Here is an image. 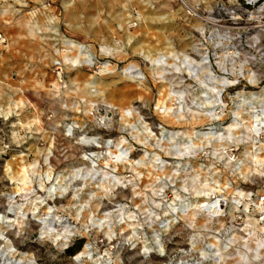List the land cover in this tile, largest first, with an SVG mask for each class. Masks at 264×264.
<instances>
[{"label": "rangeland", "instance_id": "1", "mask_svg": "<svg viewBox=\"0 0 264 264\" xmlns=\"http://www.w3.org/2000/svg\"><path fill=\"white\" fill-rule=\"evenodd\" d=\"M86 1L56 4L47 19L24 12L21 23H33L35 32L15 26L22 36L9 35L0 18V264H264V222L250 219L240 230L226 207L211 226L204 213L167 208L182 186L181 174L174 187L165 183L170 168L160 147L175 138L167 129L189 134L205 120L177 111L179 92L200 91L181 65L199 59L198 30L224 15L219 6L227 0ZM257 54L249 61L264 65ZM261 75L250 88L264 90ZM263 155L248 162L253 175L238 186L264 190ZM228 177L222 173L215 186L226 197ZM203 184L211 182L204 176L196 187ZM200 234L194 249L190 240ZM89 249L90 257L80 256Z\"/></svg>", "mask_w": 264, "mask_h": 264}, {"label": "built area", "instance_id": "2", "mask_svg": "<svg viewBox=\"0 0 264 264\" xmlns=\"http://www.w3.org/2000/svg\"><path fill=\"white\" fill-rule=\"evenodd\" d=\"M221 10L224 15L213 16L209 24L206 23L198 30L199 36L194 52L199 59L195 60L191 57L194 64L185 62L181 65L186 75L192 74L196 77L197 88L200 91L192 97H188L190 92H181L178 96L180 100L178 111L180 114L192 112L198 119L205 118V120L200 127L193 128L189 134L159 125L161 129H167L175 135L173 141L166 142L167 144H162L160 147L168 158L161 164L170 168L165 178L168 188L176 185L175 179H171L173 175L181 174L182 186L179 187L180 193L177 195L181 200L187 198V203L191 205L189 210L204 213L212 226L215 218L226 214V207L232 208L234 212L232 215L239 219L240 225L237 228L247 230L250 219L254 224L264 222V190L259 191L258 188L249 186L240 187L237 184L239 181L250 180L254 170H251L248 162L257 163L258 157L264 154V120L257 123L255 119L256 116L264 113V90L260 92L254 87H249L257 85L263 77L261 74L264 73V65L251 64L252 62L249 61V58H257V52H260L259 56L264 58V0H227V4L219 6L218 14H221ZM188 13L197 15L193 8L188 9ZM137 20L138 12L134 9L127 25L133 27L137 24ZM241 20L256 22L248 25H233ZM4 40L5 37L0 33V41ZM237 85H241L240 89H234ZM209 88L214 89L220 104L212 107L206 105V100L211 98L205 95ZM199 104L205 106L201 108L198 107ZM253 107L256 109L254 113L250 110ZM254 124L257 130L251 131ZM144 129L148 133L153 132L150 126H144ZM201 131L211 133L203 134ZM206 137H221V139H205ZM190 138L194 144L189 143ZM124 140L125 138L122 137L120 142L115 143L116 146H121ZM105 144L110 146L113 140L108 138ZM178 144L180 149L187 147L182 149V154L174 153L179 151ZM213 152L218 155H212ZM121 154L126 155L127 151ZM175 158L181 161L172 163ZM222 173L229 176L225 180L233 185L230 197H226L215 187L220 184L218 180ZM204 176L211 182L209 188L215 189L213 195H197L195 191L190 194L184 190L186 187L199 190L200 186L196 187V183H199ZM197 177L199 179L194 184L193 181ZM185 180H190L193 185L190 182L186 185ZM221 187L226 186L221 184ZM218 198L221 201L216 207L214 203ZM173 202L176 203V197L175 200L170 201V204ZM196 205H200L201 208L198 209ZM176 211L184 213L182 203ZM176 211L173 213H177ZM228 227L229 230L234 229L232 226ZM209 236L214 235L211 232L205 235V237ZM230 237L232 233L228 236ZM190 241L193 243V240Z\"/></svg>", "mask_w": 264, "mask_h": 264}, {"label": "crops", "instance_id": "3", "mask_svg": "<svg viewBox=\"0 0 264 264\" xmlns=\"http://www.w3.org/2000/svg\"><path fill=\"white\" fill-rule=\"evenodd\" d=\"M88 3L86 0H0V5L6 6V9H3L1 12L2 16L0 17L2 20L6 21L4 26L6 27L5 31L9 35H18L22 36L25 35L22 32H17L16 29L20 30L19 28H15V26L24 27L26 29L32 28V30L35 32V25L32 24H26L21 23V20H24L23 13L27 12L30 15H33L34 21L36 17H45L46 19L48 16L52 17L56 14V9L54 8V5L56 4H64V5H76V4H85ZM98 4L97 0H91L89 4ZM15 14H19L18 17L15 16ZM39 15V16H37ZM32 19L29 20V22L33 21ZM16 21H19L16 23ZM15 29V30H13ZM12 30V31H11ZM39 30V29H38ZM44 30V29H43ZM40 29L39 31H43ZM30 31V30H29ZM31 32V31H30ZM52 32V30H50ZM28 34V33H27ZM26 34V35H27ZM31 35V34H28Z\"/></svg>", "mask_w": 264, "mask_h": 264}, {"label": "clouds", "instance_id": "4", "mask_svg": "<svg viewBox=\"0 0 264 264\" xmlns=\"http://www.w3.org/2000/svg\"><path fill=\"white\" fill-rule=\"evenodd\" d=\"M205 95H206V97H211L210 99H207V100H206V105H207V106L212 107V106H214V105L220 104V101H219V99L217 98V94L215 93V91H214L213 88H209V89H208V92H207ZM204 106H205V104H199V105H198V107H201V108H203ZM221 107H223V106L221 105ZM250 110H251V112H253V113L256 111V109H255L254 107L251 108ZM206 114H207V113H206ZM237 118H238V116H237ZM255 119H256V122H257V123H260L262 120H264V113H261V115L256 116ZM250 130H251V131H256V130H257V129H256V125L254 124L253 127H252V129H250ZM205 139H221V137H214V138H208V137H206ZM212 155L216 156V155H218V153L213 152ZM117 159H119V157H117ZM237 170H238V169H237ZM76 178H80V177H76ZM159 179H160V178L158 177L157 180L159 181ZM171 179H172V180L175 179V174L173 175V177H172ZM198 179H199V178L197 177L196 180L193 181V183L195 184L196 181H198ZM117 183H118V181H117ZM187 183H188V181L185 180V184H186V185H187ZM213 183H214V182H213ZM184 190L187 191V192H189L190 194H191L193 191H195L197 195L204 194V195H208V196L213 195L214 192H215V189H214V188L210 189L208 184L200 185V189H199V190L192 189V188H187V187H186ZM160 191H162V190L156 191V192L154 193V195H160ZM176 201H180V202L183 204V211H184V214L187 215L189 209L191 208V205H189V204L187 203V198H184L183 200H181V197H180L179 195H177V196H176ZM157 207H158V206H157ZM196 207H197L198 209L201 208L200 205H196ZM167 208H168L169 211H172V212H175V211L177 210V208H176V206H175V202H173V204H169V205L167 206ZM201 210H202V209H201ZM153 222H154V221H153ZM149 226H151V225H149ZM189 226L191 227L192 225H189ZM164 227H165V229H166V228H167V225H165ZM62 235H63V234H62ZM192 240H193V248L195 249V247H196V242H197L198 240H203V237H195V236H194V237L192 238ZM156 243H157V244L160 243L159 236H157ZM229 243H231V241H230ZM206 247L209 248V249H211V248H215V245H206ZM211 254H212V255H215V256H219V255H220V252H219V250H217L215 253H211ZM209 255H210V253L207 252V251H203V250L200 251V257H201L202 260H206V259H208V258H209Z\"/></svg>", "mask_w": 264, "mask_h": 264}, {"label": "bare ground", "instance_id": "5", "mask_svg": "<svg viewBox=\"0 0 264 264\" xmlns=\"http://www.w3.org/2000/svg\"><path fill=\"white\" fill-rule=\"evenodd\" d=\"M75 43V42H74ZM89 55V54H88ZM90 56V55H89ZM186 56V55H185ZM187 57V56H186ZM78 60V57L77 56H75L74 57V61H77ZM188 61V60H187ZM165 62V61H164ZM179 68V67H178ZM143 78H144V76H142ZM172 94H174V93H172ZM181 94V92H179V95ZM177 98V97H176ZM179 99V98H178ZM180 101V100H179ZM114 107V106H113ZM119 108V110H122L120 107H118ZM131 111V108H128V109H124V110H122L123 112L124 111ZM178 111V110H177ZM134 112V111H133ZM125 114H126V112H125ZM128 114H129V112H128ZM133 115V114H132ZM73 128V127H72ZM203 134H210L211 132L210 131H201ZM202 133H200L199 132V134H202ZM94 138V137H93ZM92 138V139H93ZM107 143H109V140L107 141ZM194 144V143H193ZM187 148V147H186ZM126 153V152H125ZM97 168V167H96ZM108 174V173H107ZM109 181H110V179H109ZM114 184V183H113ZM221 201V199L220 198H218L216 201H215V203H214V205L217 207V204L219 203ZM204 204H205V202H204ZM207 207V205L205 206V208ZM167 221V223H168V220H166ZM164 222V221H163ZM167 223L166 224H164L162 227H163V229H165V225H167ZM173 223V222H172ZM168 226L169 225H167V228H168ZM263 228V227H262ZM157 236H159V232H158V234L155 236V242H156V239H157ZM154 237V236H153ZM159 240H160V238H159ZM156 245H157V247H158V250H163V246H162V244H161V241H160V243L159 244H157L156 243ZM144 247H145V245H144ZM146 248H150V247H148V246H146ZM86 253V257H90V249L89 250H87V251H82L81 253H79L80 254V256H83L84 254ZM85 256V255H84Z\"/></svg>", "mask_w": 264, "mask_h": 264}]
</instances>
